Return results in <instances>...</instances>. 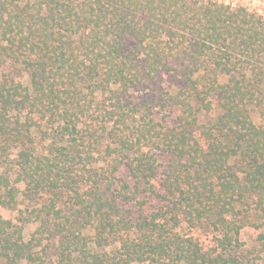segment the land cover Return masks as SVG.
<instances>
[{"label":"trees","instance_id":"obj_1","mask_svg":"<svg viewBox=\"0 0 264 264\" xmlns=\"http://www.w3.org/2000/svg\"><path fill=\"white\" fill-rule=\"evenodd\" d=\"M262 254L264 19L196 0H0V264Z\"/></svg>","mask_w":264,"mask_h":264},{"label":"rangeland","instance_id":"obj_2","mask_svg":"<svg viewBox=\"0 0 264 264\" xmlns=\"http://www.w3.org/2000/svg\"><path fill=\"white\" fill-rule=\"evenodd\" d=\"M199 3H206V2H213V3H217L216 0H196ZM218 4V3H217ZM220 5V4H219ZM242 9V8H239ZM249 13H252L251 11H248L246 9H243ZM254 14V13H252ZM257 17H260L262 19H264V13L262 14H254ZM187 63V62H186ZM182 64V62H177L175 66L180 67ZM171 85V81L169 80V78L166 76L164 77V79H161L160 83L157 84V86H159L161 89H163V91H168L170 89ZM157 90V88L155 87L151 92H150V96L151 94H154V92ZM136 101L143 99L144 95L142 92H137L136 93ZM152 98V97H151ZM171 119V117H169V120ZM259 231V230H258ZM256 229L250 228V227H246L243 231V239L244 241L247 243V247L249 249H253L255 247L259 248V243L257 241V232ZM195 237L202 243V245H204V247L207 249L212 245L213 242V235L210 231H195ZM250 264H264V254L261 255V258L259 260H253V263Z\"/></svg>","mask_w":264,"mask_h":264},{"label":"built area","instance_id":"obj_3","mask_svg":"<svg viewBox=\"0 0 264 264\" xmlns=\"http://www.w3.org/2000/svg\"><path fill=\"white\" fill-rule=\"evenodd\" d=\"M218 4L231 9H246L254 14L264 13V0H216Z\"/></svg>","mask_w":264,"mask_h":264}]
</instances>
